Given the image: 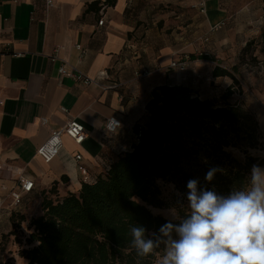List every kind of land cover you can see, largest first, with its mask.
I'll list each match as a JSON object with an SVG mask.
<instances>
[{
	"label": "crops",
	"instance_id": "1",
	"mask_svg": "<svg viewBox=\"0 0 264 264\" xmlns=\"http://www.w3.org/2000/svg\"><path fill=\"white\" fill-rule=\"evenodd\" d=\"M105 1L52 0L48 8L45 0H0V52L5 53L0 57L1 200L19 190L23 179L35 188L22 206L32 202L39 208L41 193L54 184L60 197L77 194L82 184L77 166L85 167L91 180L103 174L129 148L131 129L157 87L202 85L206 70L209 82L223 85V91L232 85L227 77H212L211 62L191 61L184 73L168 69L189 41L174 37L173 16L184 22L199 18L193 8L200 0H114L113 6ZM95 2L101 4L89 9ZM203 3L206 27L213 31L225 15L214 2ZM62 62L102 87L60 78ZM110 117L122 124L115 134L105 130ZM72 119L82 124L86 139L77 146L63 136L61 153L45 164L37 149ZM258 121L264 139V113Z\"/></svg>",
	"mask_w": 264,
	"mask_h": 264
},
{
	"label": "trees",
	"instance_id": "2",
	"mask_svg": "<svg viewBox=\"0 0 264 264\" xmlns=\"http://www.w3.org/2000/svg\"><path fill=\"white\" fill-rule=\"evenodd\" d=\"M100 4L92 3L89 9ZM261 39L259 52L264 56V28ZM250 46L246 43L243 55ZM196 60L215 62L209 55H190V62ZM237 72L236 66L231 71L219 65L213 68V78L232 80L220 106L199 99L189 85L155 88L144 116L131 129L129 148L103 174L82 183L77 194L60 197L56 184L41 193L39 214L28 225L27 248L19 254L21 264H155L159 249L138 256L128 229L135 224L144 226L148 234L158 233L168 221L149 210L166 208L158 181L173 185L183 203L188 202L190 179L223 196L246 186L252 165L262 167L264 160L249 153L261 144L258 122L244 107L227 103L234 88H239ZM211 167L220 171L209 183L205 174ZM187 214L184 208L177 209L180 219ZM10 220H15L14 214Z\"/></svg>",
	"mask_w": 264,
	"mask_h": 264
},
{
	"label": "rangeland",
	"instance_id": "3",
	"mask_svg": "<svg viewBox=\"0 0 264 264\" xmlns=\"http://www.w3.org/2000/svg\"><path fill=\"white\" fill-rule=\"evenodd\" d=\"M200 1L214 2L216 7L224 13V22L219 24L220 30L208 31L204 14L199 18H193V16L186 22L175 19L176 16H173L172 30L174 37L177 36L176 39L182 37L183 40L189 37V41L185 46L180 47L179 57L172 62L187 57L190 65V55L196 57L209 55L215 59V62L210 63L211 67L219 65V67L231 71L236 66L238 72L235 74V78L239 83V88H234V94L228 99L227 103L244 107L254 116L259 125L258 116L260 113H264V56L259 52L262 42L261 33L264 28V0ZM193 9L197 10L196 8ZM186 10H191V8ZM216 33H219L220 36L213 35ZM225 39H229L230 42H223ZM246 43H251V46L243 55L242 51ZM199 62L201 61L197 60L196 65H201L198 64ZM207 72L208 70L204 72V76H201V79L204 80L203 88L200 87L202 86L201 83L190 86L193 87L195 93L201 94L214 104L224 105L221 96L226 90L223 91V85L210 83V75ZM260 137V146L249 153L264 160L262 133ZM233 154L241 159L243 158L235 151ZM157 185L166 208L154 209L149 207L153 215L176 221L177 219H173L170 212L175 211L177 213V209L180 207L190 212L188 202L183 203L178 199L179 195L173 185L162 181H158ZM38 212L39 208L32 202H25V206L17 209L8 208V204H5L4 215L0 218V264L22 263L19 254L22 249L27 248L26 239L30 233L28 225L31 219L38 216ZM11 214L15 215L13 222L10 220ZM163 254L164 249L162 246L157 254L155 264H159Z\"/></svg>",
	"mask_w": 264,
	"mask_h": 264
},
{
	"label": "clouds",
	"instance_id": "4",
	"mask_svg": "<svg viewBox=\"0 0 264 264\" xmlns=\"http://www.w3.org/2000/svg\"><path fill=\"white\" fill-rule=\"evenodd\" d=\"M218 167H211L205 180L211 182ZM190 179L186 198L190 210L180 219L148 234L142 225H129L131 247L140 257L163 246L159 264H264V167L253 164L246 186L227 196L200 187Z\"/></svg>",
	"mask_w": 264,
	"mask_h": 264
},
{
	"label": "built area",
	"instance_id": "5",
	"mask_svg": "<svg viewBox=\"0 0 264 264\" xmlns=\"http://www.w3.org/2000/svg\"><path fill=\"white\" fill-rule=\"evenodd\" d=\"M46 7L52 6V0H45ZM196 9L199 10L201 14H205V3L201 2L197 5ZM102 21L99 22V26L102 25ZM220 29V26H216L214 28L215 31ZM76 49L82 52V49L80 46H76ZM8 51V49H6ZM2 55H5V53L0 52V57ZM18 56V55H16ZM55 61V58L52 59ZM189 62L187 57L172 62L168 69L169 70H175L179 73H184L186 69L188 68ZM58 75L61 78H68L71 79L75 83H83L85 85H95L100 86L98 79H91L88 76L76 71L74 68H70L66 65L65 62H62L61 66L58 68ZM147 73H143L141 76L145 77L147 76ZM102 87V86H100ZM105 88H116L114 86H109ZM42 124H45L46 121L42 120ZM122 127V124L120 120H118L115 117H110L106 124H105V130L108 134H115L117 131ZM63 136L68 137L75 145L79 146L81 145L84 140L86 139V132L82 124H80L77 120H69L66 124V126L63 129L60 130H54L51 132L49 138L45 141L43 145H41L37 151V156L45 163L49 164L54 159H56L59 154L61 153L63 149ZM76 162H79L81 160V157L78 155L75 157ZM78 173L81 177L82 183H90L91 179L88 174V171L85 167L78 165L77 166ZM34 183L30 180L23 179L22 184L19 188V190H14L9 193L8 200H1L0 199V216L5 210V204H8V208L17 209L20 208L23 205L24 199L26 195L30 194L34 190Z\"/></svg>",
	"mask_w": 264,
	"mask_h": 264
}]
</instances>
